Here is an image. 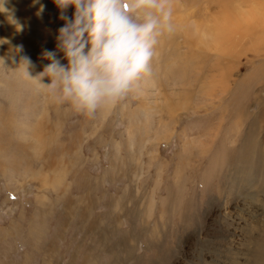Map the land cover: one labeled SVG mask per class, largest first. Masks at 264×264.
<instances>
[{
	"label": "rangeland",
	"instance_id": "obj_1",
	"mask_svg": "<svg viewBox=\"0 0 264 264\" xmlns=\"http://www.w3.org/2000/svg\"><path fill=\"white\" fill-rule=\"evenodd\" d=\"M2 4L0 264H251L264 230V27H236L221 59L199 35L264 0H172L151 78L94 116L25 75L21 57L35 77L56 48L53 0Z\"/></svg>",
	"mask_w": 264,
	"mask_h": 264
},
{
	"label": "clouds",
	"instance_id": "obj_2",
	"mask_svg": "<svg viewBox=\"0 0 264 264\" xmlns=\"http://www.w3.org/2000/svg\"><path fill=\"white\" fill-rule=\"evenodd\" d=\"M53 3L59 10V19L64 21L55 37L56 48L44 50L42 56L50 63L35 77L26 71L30 58L21 57L25 75L51 103L67 105L87 116L139 93L153 75L160 38L175 31L172 0ZM69 8L74 10L71 17L66 14ZM43 9L41 5L40 11ZM15 50L22 51L23 46L17 45ZM58 53L63 54L66 64L57 58ZM45 78L48 83L42 82Z\"/></svg>",
	"mask_w": 264,
	"mask_h": 264
},
{
	"label": "bare ground",
	"instance_id": "obj_3",
	"mask_svg": "<svg viewBox=\"0 0 264 264\" xmlns=\"http://www.w3.org/2000/svg\"><path fill=\"white\" fill-rule=\"evenodd\" d=\"M237 18L234 19V21L236 20L235 21L236 23L234 24L233 21L230 24H226L222 20L220 21L222 24L218 26L216 25L213 29H210L208 23L206 22L208 26L205 24L204 30H202L201 34L199 35L201 41L199 43L200 50L205 53L207 52L214 53V55L219 59H221L222 57L223 58L232 57L234 55L235 45L233 44L231 45L230 43H232V38L235 37L234 31H237L236 27L241 26L244 29L247 28L248 31L252 26H256L257 28L264 27V5L263 4L258 5L253 13L245 12L244 14L237 16ZM221 19H223V17H221ZM195 34L196 31H194V35ZM244 34H247V32H244ZM194 35L191 32V34L188 35V37H184V38L186 40H190L194 38ZM255 41L257 42L264 41V33L262 35L260 34L258 38L255 39ZM254 48H255L254 50L255 53L256 47L254 46ZM45 181L46 180H44L43 182ZM251 264H264V230H263V235L259 238V240L256 242L254 246Z\"/></svg>",
	"mask_w": 264,
	"mask_h": 264
}]
</instances>
